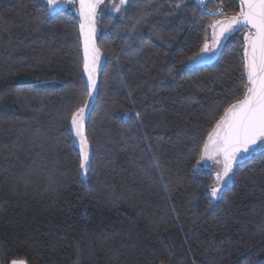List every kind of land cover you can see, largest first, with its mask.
Segmentation results:
<instances>
[{"label":"trees","instance_id":"1","mask_svg":"<svg viewBox=\"0 0 264 264\" xmlns=\"http://www.w3.org/2000/svg\"><path fill=\"white\" fill-rule=\"evenodd\" d=\"M100 6L85 178L68 131L87 99L77 3L47 15L46 0H0V264H264V151L236 162L215 200L220 166L200 161L243 95L245 33L192 66L212 33L198 0Z\"/></svg>","mask_w":264,"mask_h":264},{"label":"snow or ice","instance_id":"2","mask_svg":"<svg viewBox=\"0 0 264 264\" xmlns=\"http://www.w3.org/2000/svg\"><path fill=\"white\" fill-rule=\"evenodd\" d=\"M102 2L103 0H46V7L42 9L47 15H52L66 9L68 4L78 3L83 69L87 75L82 91L87 99L82 106L70 111L68 131L75 137L74 143H79V167L85 178L90 170V149L85 126L90 115L88 109L94 107V93L97 91L95 66L100 53L95 43V23L97 8ZM208 2L216 0H198V5L206 8ZM125 3L126 0H119L121 6ZM238 4L239 9L228 15L223 0H219L216 10L205 13L213 18L208 25L212 30L211 43L208 42L206 32L203 46L190 58L192 66L209 63L220 53L224 41L233 33H245L241 58L243 73L240 80L244 88L243 95L224 108L223 114L215 120L200 149V161L213 160L218 165L222 162V169L217 171L210 187L213 200L220 198L219 194L231 182L229 174L238 159L264 151V0H238ZM113 7L117 12L121 10L115 4ZM176 7H181V4L178 3ZM11 264H27V259L13 258Z\"/></svg>","mask_w":264,"mask_h":264},{"label":"rangeland","instance_id":"3","mask_svg":"<svg viewBox=\"0 0 264 264\" xmlns=\"http://www.w3.org/2000/svg\"><path fill=\"white\" fill-rule=\"evenodd\" d=\"M127 1H128V0H126V2H127ZM114 4H115L117 7L123 8V7H125V4H126V3H125L124 5L121 6V5L119 4V0H105L102 4H100V5H101V6H100V10L107 9V10H111V11L117 13V11L115 10V8L113 7ZM66 8L76 9V4H68V5L66 6ZM211 35H212V33L210 34V37L208 38V42H209V43H211ZM209 165H210V167H213V166H215V165H217V164L211 162Z\"/></svg>","mask_w":264,"mask_h":264},{"label":"water","instance_id":"4","mask_svg":"<svg viewBox=\"0 0 264 264\" xmlns=\"http://www.w3.org/2000/svg\"><path fill=\"white\" fill-rule=\"evenodd\" d=\"M77 9H78V3H77ZM78 12V11H77ZM79 15V14H78ZM79 19H80V16H79ZM95 28H96V24H95ZM81 38V37H80ZM81 46H82V55H83V44H82V40H81ZM97 47V46H96ZM99 53H100V57H99V61H98V63L96 64V66H95V78H96V83H97V77H98V74H99V72H100V70L102 69V67H103V65H104V56H103V54L101 53V51L99 50ZM83 71H84V69H83ZM84 74H85V77H86V82H87V75H86V73L84 72ZM96 94V92L94 93V95ZM79 144V143H78ZM244 157H246V156H244ZM243 157V158H244ZM242 159V158H241ZM240 159H238V161H239ZM205 161V163L204 164H206V163H208V162H210V161H213V160H208V159H206V160H204ZM237 161V162H238ZM236 164V163H235ZM234 164V165H235ZM219 166H220V170L222 169V162H221V164H219Z\"/></svg>","mask_w":264,"mask_h":264},{"label":"built area","instance_id":"5","mask_svg":"<svg viewBox=\"0 0 264 264\" xmlns=\"http://www.w3.org/2000/svg\"><path fill=\"white\" fill-rule=\"evenodd\" d=\"M218 7H219V0H216V2H208L206 8H201L199 6V10H200L201 13H207L209 11L216 10Z\"/></svg>","mask_w":264,"mask_h":264}]
</instances>
